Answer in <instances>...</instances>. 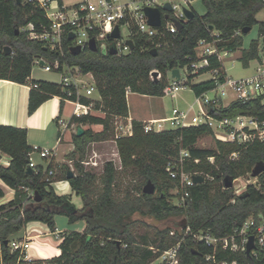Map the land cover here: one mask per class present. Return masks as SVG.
Segmentation results:
<instances>
[{
  "label": "trees",
  "instance_id": "obj_1",
  "mask_svg": "<svg viewBox=\"0 0 264 264\" xmlns=\"http://www.w3.org/2000/svg\"><path fill=\"white\" fill-rule=\"evenodd\" d=\"M62 4L63 0H54ZM206 7L204 14L194 8L193 18L185 21L183 28L170 33L164 30L161 36L149 38L145 34L133 35L135 47L128 53L113 54L108 48L89 46L78 53L71 50L75 39L69 32L63 35L62 50H52L46 42L32 37L31 32L48 29L51 21L46 11L35 0H0V78L20 83H30L29 112L33 113L46 99L53 95L75 100V94L68 95V89L61 82L32 79L33 66L38 56L49 60L59 59L70 65H79L84 73L91 72L99 98L82 96L84 103H93L94 111L89 114H73L69 126L81 125L85 131L72 134L74 150L69 153L76 173L68 181L73 191L82 198L83 206L78 208L70 194H59L54 184L47 181V171L42 166L28 173L32 146L28 142L26 128L0 124V179L15 190L14 198L0 204V264L13 263L20 253L12 252L10 242L22 237L21 232L30 222L45 223L52 231L56 229V216L66 215L69 222L84 220L82 231L62 232L59 244L60 254L51 260L54 264H148L161 251L181 240L180 264H218L223 260L239 261L240 264H264V249L256 247L250 254L247 250L231 251L197 240L194 234L210 232L216 237L235 233L248 219L256 223L264 220V172L256 182L247 185L238 194L234 187L226 188V179L234 181L241 176H250L256 165L264 163V142L255 141L249 145L223 141L216 137L208 124L178 126L163 130H145V122L133 120L131 135L117 136L116 122L128 117L129 91L162 96L167 94L169 71L184 68L199 59L197 45L200 39H212L217 31L219 46L241 50L240 60L249 64L260 55V38L264 36V20L257 14L264 10V0H202ZM33 24L34 29L29 25ZM259 25V39L251 41L241 49L244 36L255 25ZM210 26H213L211 29ZM251 27L244 32L245 27ZM164 29L161 27L160 30ZM94 35V33H92ZM161 41L162 46L156 47ZM12 47V53L5 52V46ZM158 49L154 55L151 50ZM209 67L198 73H189L186 84L196 95L211 90L213 79L198 83L195 76L208 72L220 65L215 56L210 57ZM158 70L162 76L152 77ZM249 114L264 118L262 98L248 101L235 100L228 106L214 109L218 118ZM102 125L95 131L93 125ZM215 137V147H199L204 135ZM114 140L116 142L121 169L141 182L133 187H121L118 167L114 160L104 163L100 178L83 164L91 142ZM183 150L189 155L184 158L187 171L199 172L203 182L188 188L189 195L183 205L172 201L170 190L178 186L181 193L185 188L179 179L172 178L168 171L169 161L178 159ZM237 157L232 158V153ZM10 157L4 165L3 157ZM56 167L52 161L49 168ZM69 167L66 168V178ZM56 173L54 179H57ZM148 180L156 184L159 193H144L142 187ZM100 181V182H99ZM139 194L136 195L134 191ZM38 193V194H36ZM5 191L0 185V199ZM41 197L37 200V197ZM153 216L164 220L183 215L187 218L185 227H156L153 238L149 233L136 231L141 221L136 214ZM189 233H185L187 228ZM175 228L176 234L171 231ZM254 229V228H252ZM151 246L158 249L155 253ZM214 255V259L207 256Z\"/></svg>",
  "mask_w": 264,
  "mask_h": 264
},
{
  "label": "built area",
  "instance_id": "obj_2",
  "mask_svg": "<svg viewBox=\"0 0 264 264\" xmlns=\"http://www.w3.org/2000/svg\"><path fill=\"white\" fill-rule=\"evenodd\" d=\"M46 11L51 25L48 29L36 32L32 31V37L38 38L44 42L52 50H62L63 35L65 32L75 34V44L81 45L84 49L89 46V41L94 37L97 41L98 47L103 49L110 48L112 44L118 49V53H128L132 50L128 39H133L136 33H142L149 38L161 36L163 31L176 33L180 31L176 25V20L185 23L188 20L185 9H192L193 0H81L74 4H62L54 0H35ZM166 3L172 5L171 10L164 8ZM55 4V6H53ZM158 7L163 14V22L161 26H154L149 23L148 15L145 8ZM168 14V17H164ZM120 26V37L111 38L109 35L116 27ZM129 28V36L124 38L122 33V26ZM164 29L160 30L161 27ZM30 29H34L33 24L29 25ZM94 33V35L92 34ZM264 37V36H263ZM261 38L260 55L255 60L257 61L256 71L247 76L240 78H233L228 74L225 62L227 59H234L237 50H231L225 46H219L221 41L220 34L217 31L212 33V39L202 38L197 45V60L192 61L189 65L180 69V78L173 76L172 70L169 71V86L167 94L176 93L182 89L187 88L186 81L188 77H182V69L188 73H198L202 68L209 67L211 64L210 57L215 56L220 65L209 69L211 79L215 81V86L201 95H197L196 103L199 107L201 115L205 118L204 123L208 124L216 131H220L219 139L223 141L238 143L240 145H249L255 141L264 142V118L261 119L255 115L238 114L234 117L225 116L218 118L213 115L214 109L219 106H228L235 100L248 101L251 99L262 98L264 103V41ZM134 40V39H133ZM162 46V42H156V47ZM241 56V55H240ZM238 57V59L240 58ZM35 64L47 71H56L61 75V84L68 89V95L75 94L76 99L65 100L74 104L73 114L83 115L94 111L93 103H84L80 99L82 96L92 97L94 91H97L95 86L94 76L91 72L84 73L79 65H70L67 62H62L59 59L49 60L43 56H38L35 59ZM153 72V71H152ZM91 75L93 82H87L82 77L84 75ZM152 75V73H151ZM162 74L159 72L158 77ZM153 77V76H152ZM169 77V78H170ZM213 93V95H211ZM189 110L175 109L171 117L178 126H186ZM160 121H153L159 123ZM157 130L151 122L145 123V130ZM117 136L131 135L133 133L132 120L129 117L119 118L116 122ZM39 154L46 159L47 165H40L36 159L35 154ZM55 154L54 148L43 147L38 144L32 145V151L29 157V167L38 170L42 166L47 171V181L54 184V177L57 173V168H49V164L53 160ZM189 155L187 150H183L180 158L169 161L167 171L172 178L179 179L181 185L185 188L184 192L178 198L177 204L183 205L186 197L189 195V190L196 182L195 175H201L199 172H190L185 169L184 158ZM237 152L232 153V158L237 157ZM252 177V176H251ZM236 180H239L237 178ZM235 180V181H236ZM234 181V182H235ZM250 183H254L250 182ZM245 184L243 188L235 189L236 193L241 194L247 187ZM235 186V185H234ZM233 186V187H234ZM254 228V229H252ZM32 231H38L36 236L31 235ZM190 228L185 230L189 233ZM56 234V231H54ZM42 233L35 228L26 229V233L20 237L15 238L10 242L11 251L19 252L20 255L13 263L2 264H54L52 258H38L31 253L33 241ZM172 235L176 234V230L171 231ZM58 235V234H57ZM250 235L255 236L256 247L264 249V220L256 223L254 219H248L244 222L240 229L235 233L216 237L210 232L201 231L194 234L195 238L204 241L209 245H220L223 249L231 251L247 250V244ZM181 240L176 244L161 251L148 264H180L179 253L181 247ZM151 249L157 253L158 249L151 246ZM254 248L252 251L255 252ZM207 259H214V255L207 256ZM218 264H240L239 261L223 260Z\"/></svg>",
  "mask_w": 264,
  "mask_h": 264
},
{
  "label": "crops",
  "instance_id": "obj_3",
  "mask_svg": "<svg viewBox=\"0 0 264 264\" xmlns=\"http://www.w3.org/2000/svg\"><path fill=\"white\" fill-rule=\"evenodd\" d=\"M32 79L52 81L47 76L36 77L33 74V71ZM30 91V83H20L10 79L0 78V124L26 128L28 131V142L31 146L38 144L43 147L54 148L55 154L52 157V161L59 171V169L66 163V157H64L65 148L61 141V135L65 132L66 126L70 128L68 123L71 116L73 115L72 113L68 115L66 112L67 103L69 101L64 100L59 95H53L42 102V104H40V106L33 113H30ZM127 98L129 106L128 117L132 121L139 120L145 123L151 122L157 130L178 127L175 121L171 119L174 114V110L177 108L189 110L186 126L199 125L204 123L205 121V118L201 115L199 107L196 103L197 95L190 87L182 89L176 93H168L162 96L141 94L138 92L129 91L127 94ZM180 101L183 102L184 106L172 107L170 105V103ZM153 121L160 122L153 123ZM169 121L173 122L172 126L166 127L165 123H168ZM97 126L99 128L98 131L102 129V125L98 124ZM77 128L78 126H76V131ZM213 130L217 138H219L218 136L221 135V132L218 130L216 131V129ZM35 159L40 165H47L46 159L42 158L38 153L35 154ZM9 162L10 157L5 155L3 157L4 165H8ZM0 185L5 191V196L0 199V204H4L14 198L15 190L4 183L1 179ZM54 187L56 192L59 194H70L71 198L75 194L67 178L55 179ZM81 207L82 206H79V208ZM27 227L21 232V234L24 235L26 233ZM46 227L49 228L48 226ZM31 228L38 229L42 233L35 239H39L41 237L49 236L52 234H54L57 238H60L59 242H61V240L63 239V231L59 229L57 225L55 229L56 234L51 229V231L43 233L42 229L39 228L36 224H33ZM37 234L38 231L31 232V235L33 236H36ZM49 240V238L46 239L47 242ZM46 249L48 252H50L49 247L46 246ZM30 251L35 257H45L41 256V251L35 247H32ZM60 252L61 250L57 246L56 252H52L51 255L48 254L49 256H46H57L58 254H60Z\"/></svg>",
  "mask_w": 264,
  "mask_h": 264
},
{
  "label": "rangeland",
  "instance_id": "obj_4",
  "mask_svg": "<svg viewBox=\"0 0 264 264\" xmlns=\"http://www.w3.org/2000/svg\"><path fill=\"white\" fill-rule=\"evenodd\" d=\"M81 0H64L65 4H74L76 2H79ZM53 6H55V4H53ZM193 7L195 8L196 12L199 14H204L206 11V7L204 5V3L202 2V0H193ZM257 18L259 21L264 20V10H261L258 14H257ZM122 33H123V37L126 38L129 36V28L126 26H122ZM260 38V34H259V25H255L253 27V29L245 34L244 36V44L242 46L241 49L247 48L251 41L254 39H259ZM261 42V38L259 39ZM235 58L234 59H227L225 62V65L227 67L228 70V74L230 76H232L233 78H240L243 76H247V75H251L256 71V66H257V61L256 60H251L249 62V64H244L242 60L238 59V57L241 55V50L238 49L235 52ZM33 74L36 77H44L47 76L50 80L55 81V82H61V75L60 73L56 72V71H47V70H43L38 64H34L33 66ZM189 73L185 71V69H182V77H188ZM170 77V76H169ZM84 80H86L87 82L92 83L93 79L91 77V75H84L82 77ZM171 79V77L169 78ZM211 79V73L209 72H204L201 73L197 76H195V78L193 79V82L198 83L204 80H208ZM188 91V89H187ZM211 95H213V93H211ZM93 98H99V93L97 91H94L93 94L91 95ZM192 97V96H191ZM170 105L173 106H178V107H182L183 102H173L170 103ZM73 110H74V104L71 102L67 103V114H73ZM171 121H169L168 123H165L166 127H170L172 126ZM93 129L95 131H98V126L97 125H93L92 126ZM76 132V126L72 125L70 126V128L68 126L65 127V132L61 135L62 136V143L64 145L65 148V156L66 157V163L64 164L63 167H61L59 169V171L57 170L58 176L57 178H63L65 179L64 175H65V171L66 168L69 167V169H72L74 171V173H76V168L74 165L73 160H71L69 158V153L71 151L74 150V142L72 139V134ZM217 137V136H216ZM215 137L211 134H207L204 135L203 137H201L199 139L198 142V146L199 147H204V148H211V147H215ZM107 160H114L117 167H118V174H119V179L121 181V187L123 189H125L127 186L133 187V185H138L140 184L141 180L139 177H133L130 174H128V172H126L125 170L121 169V160L119 157V153H118V148L116 145V142L114 140H106V141H96V142H91L86 156L83 160V164L85 165L86 168L88 169H92L93 171H95L97 173V177L100 178L103 172V167H104V163ZM67 178V176H66ZM250 182H256V178L251 177L250 176H241L239 178V180H236L234 182V188H243L245 184H248ZM100 182V181H99ZM147 183V182H146ZM145 183V184H146ZM144 184V185H145ZM144 185L142 187H144ZM181 189L176 186L175 188L170 190V197L172 199V201L176 202L178 201V198L181 196ZM134 193L139 194V192L137 190L134 191ZM159 193L158 190H156L155 194ZM72 202L79 208V206H83V201L82 198L80 196H78L76 193L73 195L72 197ZM136 217L141 220L136 224V231H138L139 233H149L150 235V239L153 238V233L156 227H164V226H172L175 227L177 224H179L185 217L183 215H178V216H172L170 218L164 219V220H159L153 216H143L141 214H136ZM33 224L38 225L39 228L42 229V232H47V231H51L50 228H47L44 223L42 222H30L28 224V230L31 229V226ZM56 225L59 229H61L63 232L66 231H71V230H79L82 231L85 226H86V222L84 220H79L76 222H69V219L66 215H62L59 214L56 216ZM175 229V228H173ZM25 230V229H24ZM21 236H23V234H20ZM49 238L50 240L47 242L46 239ZM60 238H57L54 234L49 235V236H44L41 237L39 239H34V243H33V247L39 249L41 251V256H45V257H40V258H47L49 255L52 254V252H56V248L57 246L59 247V242ZM46 246L50 248V252L47 251ZM49 254V255H48ZM48 255V256H46Z\"/></svg>",
  "mask_w": 264,
  "mask_h": 264
},
{
  "label": "water",
  "instance_id": "obj_5",
  "mask_svg": "<svg viewBox=\"0 0 264 264\" xmlns=\"http://www.w3.org/2000/svg\"><path fill=\"white\" fill-rule=\"evenodd\" d=\"M19 2H21V0H18ZM165 9L167 10H171L172 9V5L170 3H166L165 6H164ZM145 12L146 14L148 15V19H149V23L154 25V26H161L162 25V22H163V14H162V11L161 9H159L158 7H150V6H147L145 8ZM185 12H186V15L188 17V19H191L194 17L195 15V12L194 10L192 9H188L186 8L185 9ZM164 17H168V14H165ZM176 25L178 27L179 30H181L184 26V23L176 20ZM210 28L212 29L213 26H210ZM251 30V27H245L244 28V32H249ZM111 38H117V37H120V26L119 25H116L114 31L112 33H110L109 35ZM75 37V34L74 33H71L70 34V38H74ZM263 41H264V37H263ZM130 45V47L133 49L135 47V43H134V40L133 39H128L127 41ZM89 47L92 49V50H98V44H97V41L94 37H92L89 41ZM82 46L81 45H72L71 47V50L74 52V53H78L82 50ZM110 52L113 53V54H116L118 53V49L116 48V46L114 44H112L109 48ZM12 47L10 45H6L5 46V52L7 54H10L12 53ZM151 52L156 55L158 53V49L157 48H153L151 50ZM158 74H159V71L158 70H154L152 72V76L154 78H157L158 77ZM172 74L173 76L177 77V78H180V69L178 68H175L172 70ZM85 129L79 125L78 128H77V134L78 135H82L84 133ZM28 173H33L34 172V169L32 167H28L27 169ZM262 172H264V163H260L258 165L255 166V168L253 169V171L251 172V176L252 177H258ZM74 176V171L72 169H69L68 172H67V179H70ZM194 181L196 183H199V182H203L205 180L204 176L203 175H195L194 176ZM225 185H226V188H230V187H233L234 186V180L231 179V178H227L226 181H225ZM144 193H150V194H153L156 192V184L152 181V180H148V182L144 185ZM38 194V193H36ZM41 197H37V200H40ZM187 224V218L185 217L180 223L179 225L181 227H185V225ZM256 248V244H255V236L254 235H250L249 237V241H248V244H247V253H251L252 250Z\"/></svg>",
  "mask_w": 264,
  "mask_h": 264
}]
</instances>
